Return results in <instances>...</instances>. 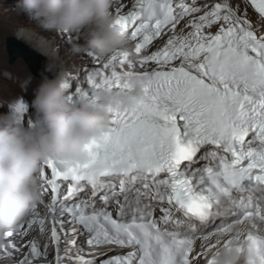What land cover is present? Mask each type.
Masks as SVG:
<instances>
[{
	"label": "snow or ice",
	"instance_id": "snow-or-ice-1",
	"mask_svg": "<svg viewBox=\"0 0 264 264\" xmlns=\"http://www.w3.org/2000/svg\"><path fill=\"white\" fill-rule=\"evenodd\" d=\"M113 13L129 50L85 52L68 100L101 108L94 93L140 79L143 101L104 109L85 162L49 157L0 264H212L233 240L264 264V0H114ZM10 104L36 127L25 99Z\"/></svg>",
	"mask_w": 264,
	"mask_h": 264
},
{
	"label": "clouds",
	"instance_id": "clouds-1",
	"mask_svg": "<svg viewBox=\"0 0 264 264\" xmlns=\"http://www.w3.org/2000/svg\"><path fill=\"white\" fill-rule=\"evenodd\" d=\"M114 0H17L18 16L37 21L38 28L52 33H79L83 43H75L72 52L91 51L106 57L115 51L129 50V41L113 27ZM17 36L34 45L47 58L41 82L31 101L36 127L22 120L13 105L0 113V234L13 230L39 202V173L49 157L61 167L83 163L86 146L99 140L111 126L109 113L139 107L145 84L137 79L135 91L99 92L94 95L101 108L81 100L70 103L65 85L68 74L63 68L58 47L30 26L17 29ZM212 264H259L251 241H231L212 257Z\"/></svg>",
	"mask_w": 264,
	"mask_h": 264
},
{
	"label": "rangeland",
	"instance_id": "rangeland-1",
	"mask_svg": "<svg viewBox=\"0 0 264 264\" xmlns=\"http://www.w3.org/2000/svg\"><path fill=\"white\" fill-rule=\"evenodd\" d=\"M16 4L17 0H0V101H3L6 104L13 102L17 98L25 99L30 106V115L35 119L32 113L27 90L24 86L25 79L28 77L32 78L33 76L29 74L28 68L21 59H17L13 64H9L5 51L4 39L6 36L13 35L16 27L30 26L34 29L38 27L35 20H31L26 16H18L16 14ZM47 33V37H53L58 41L62 39V33ZM75 40L77 43H83L82 39L79 38V40H77L76 37L73 36L71 40H68L69 44L74 43ZM59 46L61 45L58 44V50L60 49ZM67 52L64 51L59 54L63 68L66 72L81 67L87 62L81 56L85 52L79 54L73 52L68 54ZM34 78H36V82L38 83V78ZM6 109V107H0V113L6 111ZM27 119L28 117L26 116L25 121H27Z\"/></svg>",
	"mask_w": 264,
	"mask_h": 264
},
{
	"label": "water",
	"instance_id": "water-1",
	"mask_svg": "<svg viewBox=\"0 0 264 264\" xmlns=\"http://www.w3.org/2000/svg\"><path fill=\"white\" fill-rule=\"evenodd\" d=\"M4 44L9 64H13L17 59H21L32 75L41 78L42 75L50 76V74L45 71L48 62L45 57L26 46L12 35L5 37Z\"/></svg>",
	"mask_w": 264,
	"mask_h": 264
},
{
	"label": "bare ground",
	"instance_id": "bare-ground-1",
	"mask_svg": "<svg viewBox=\"0 0 264 264\" xmlns=\"http://www.w3.org/2000/svg\"><path fill=\"white\" fill-rule=\"evenodd\" d=\"M37 23V21H35ZM34 23V22H33ZM21 27V26H18L15 28L14 32H13V35L17 40H19L20 42H22L23 44H25L26 46L30 47L31 49H33L34 51H36L37 53H39L40 55H42L43 57L46 58L45 55H43L41 53V51L34 45L33 42H26L25 40L23 39H20L18 38L17 36V29ZM34 29V28H33ZM36 32L39 33L40 36L44 37L45 39H47L48 41H51L55 46L58 47V44H60L61 46H59V54L60 53H63L64 51L67 52L68 54H71L72 53V46L73 44H75L76 40L74 41V43L72 44H69V39H66V38H62L61 40H57V39H54L53 37H47V32H44L42 30H40L38 27L35 28ZM62 37H63V34H62ZM77 43V42H76ZM85 61L88 62V58L86 57L85 53L81 55ZM60 57V56H59ZM47 59V58H46ZM61 59V58H60ZM84 61V60H83ZM81 62V61H80ZM79 63V62H78ZM78 67V66H77ZM82 67V66H81ZM81 67H78L76 69H73L71 70V72H77ZM29 72V71H28ZM69 71H67V74H68ZM29 74L31 76H33L32 78L31 77H28L27 79H25L24 81V86L26 87V90H27V94H28V97H29V102H30V105H31V101L33 100V97H34V90L37 88V86L39 85V83L41 82V77H38V76H35V75H32L30 72ZM34 77H37L38 78V83L36 82V78ZM68 81L71 83L72 80L71 78L68 76ZM26 92V91H25Z\"/></svg>",
	"mask_w": 264,
	"mask_h": 264
}]
</instances>
